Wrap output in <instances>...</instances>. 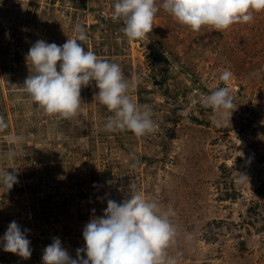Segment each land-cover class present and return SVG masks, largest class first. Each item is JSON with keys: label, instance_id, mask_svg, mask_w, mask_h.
Here are the masks:
<instances>
[{"label": "rangeland", "instance_id": "rangeland-1", "mask_svg": "<svg viewBox=\"0 0 264 264\" xmlns=\"http://www.w3.org/2000/svg\"><path fill=\"white\" fill-rule=\"evenodd\" d=\"M114 2L0 0V117L7 124L0 169L17 174L10 190L0 189V236L16 221L32 249L24 259L0 248V264H39L54 238L76 253L85 224L107 200L134 193L174 211L167 251L179 253L178 264H264V10L247 23L193 31L156 0L151 32L129 40L112 18ZM76 24L87 34L85 50L98 49L99 59L135 79L128 94L151 107L153 132L104 131L112 113L95 98L94 82L81 88L80 108L67 119L47 114L23 91L32 74L29 47L62 45ZM225 70L232 76L220 81ZM218 87L228 88L236 106L220 126L199 103ZM9 135L22 138L12 160Z\"/></svg>", "mask_w": 264, "mask_h": 264}, {"label": "clouds", "instance_id": "clouds-1", "mask_svg": "<svg viewBox=\"0 0 264 264\" xmlns=\"http://www.w3.org/2000/svg\"><path fill=\"white\" fill-rule=\"evenodd\" d=\"M159 8L193 31L204 25L219 30L252 21L253 11L264 10V0H161ZM157 11L156 0H115L112 18L122 22L121 31L127 39L137 40L151 32ZM73 30L74 37L62 45L37 40L29 47L25 60L31 65L32 74L23 81V91L47 114L67 119L80 108L81 88L94 82L98 90L95 98L112 113L103 125L104 131H130L137 138L153 132L156 125L151 107L134 102L128 94L129 89L136 87L135 79L125 77L118 63L99 59L92 51L85 50L80 42L88 37L80 24L74 25ZM231 76L225 70L218 79L226 82ZM199 103L215 111L216 126L224 122V117L229 123L236 108L227 87L201 95ZM182 115L187 118L188 112ZM5 128L7 124L0 117V130ZM21 140L16 135L8 136V143L14 146L6 154L9 160L22 151ZM7 169H0L3 192L17 183L15 168L12 172ZM174 215L172 209L162 211L156 202L140 193L121 202L109 199L102 215L85 224L84 246L76 250L75 258L62 247L59 238H54L43 250L42 264H178L179 253L174 256L167 251L176 236L170 221ZM27 232L16 221L10 222L0 236V248L29 258L32 249Z\"/></svg>", "mask_w": 264, "mask_h": 264}, {"label": "trees", "instance_id": "trees-1", "mask_svg": "<svg viewBox=\"0 0 264 264\" xmlns=\"http://www.w3.org/2000/svg\"><path fill=\"white\" fill-rule=\"evenodd\" d=\"M109 20H110V19H109ZM110 21H111V20H110ZM105 22H106V21H105ZM105 22H103V23H105ZM89 28H90V29H91V28H94V26L89 27ZM95 28H96V29H99L100 27L98 28V25H95ZM112 31H114V30H112ZM86 41H87V40H86ZM95 45H97V44L95 43ZM93 53H94L97 57H98V56H101L100 51H99L98 49H96V48H95V50H94ZM106 56H109V55H106ZM88 90H89V89H88ZM90 91H91V90H89V94H91Z\"/></svg>", "mask_w": 264, "mask_h": 264}, {"label": "built area", "instance_id": "built-area-1", "mask_svg": "<svg viewBox=\"0 0 264 264\" xmlns=\"http://www.w3.org/2000/svg\"><path fill=\"white\" fill-rule=\"evenodd\" d=\"M69 255H70L71 257L75 258L76 253H75V252H72V253H70ZM39 264H42V260H41V258H39Z\"/></svg>", "mask_w": 264, "mask_h": 264}]
</instances>
